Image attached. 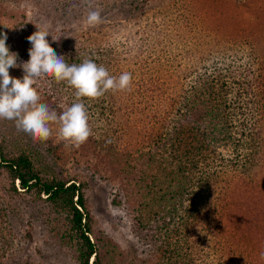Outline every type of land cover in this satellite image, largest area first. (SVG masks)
Wrapping results in <instances>:
<instances>
[{
	"label": "rangeland",
	"instance_id": "obj_1",
	"mask_svg": "<svg viewBox=\"0 0 264 264\" xmlns=\"http://www.w3.org/2000/svg\"><path fill=\"white\" fill-rule=\"evenodd\" d=\"M89 11H98L101 23L89 26ZM0 28L9 51L18 53V67L9 69L14 78L23 77L19 65L30 59L27 37L39 29L49 34L50 46L66 63L95 55L104 58L112 76L134 74L130 88L139 77L156 82L155 93L138 84L144 98L133 104L122 95L115 100L106 95L104 102L115 110L100 98L84 99L92 135L79 146L62 140L56 123L49 125L50 137L39 140L6 119H0V146L7 152H27L43 175L83 185L92 219L90 236L101 264H160L143 235L154 224L161 225L160 198L166 187L162 169L143 167V156L152 150L157 158L162 155L154 134L169 130L172 119L179 118V97L205 68L209 75L230 79V103L239 98L246 107L258 101L264 132V0H0ZM33 87L40 103L57 114L76 102L75 90L66 82L37 78ZM217 151L229 159L232 144ZM227 180L222 175L211 196L213 208L227 221L226 230L208 220L194 225L197 231L203 229L205 242L195 254L204 258L203 264H264V252L257 256L259 244L245 248L232 229L231 212L248 195L230 192L232 186L226 191ZM41 199L13 192L0 171V264H77L66 215ZM204 226H212L217 234L206 239ZM139 227L143 230L137 233ZM178 227L167 222L166 230L173 233ZM260 242L263 249L264 240Z\"/></svg>",
	"mask_w": 264,
	"mask_h": 264
},
{
	"label": "trees",
	"instance_id": "obj_2",
	"mask_svg": "<svg viewBox=\"0 0 264 264\" xmlns=\"http://www.w3.org/2000/svg\"><path fill=\"white\" fill-rule=\"evenodd\" d=\"M77 58L73 57L67 63L79 64L89 58L109 71L102 57L86 55ZM204 70V75H199L194 83H188V90L179 97L176 108L179 118L172 119L169 130L154 134L162 155L157 158L152 150L143 156V167L155 165L163 170L161 178L166 187L160 198L164 204L158 215L161 225H150L152 228L145 230L143 235L152 243V253L154 256L158 254L160 264H201L204 258L195 253L200 252L199 248L205 242L201 235L203 229L197 231V227L208 220L226 230L227 221L213 208L211 197L213 186L222 175L228 179L224 187L228 188L226 191L232 186L230 192L248 195L243 205L231 212L235 219L232 229L238 234L242 246L246 248L256 243L259 244L257 256L264 252V248L260 249V241L264 240V135L258 121L261 107L258 101L245 107L239 103V98L230 103L227 86L230 79L223 75H209L208 69ZM134 82L133 88L119 91V95L106 92L99 98L106 108L115 110L109 102H104L106 95H110L111 100L122 95L127 104H133L134 100L144 98V88L138 84L148 86L146 91L152 89L155 93L158 90L154 80L148 83L139 77ZM229 143L233 155L225 159L217 148ZM0 171L6 173L13 192L34 193L54 212L66 215L68 237L75 247L77 264H101L97 245L90 236L92 219L86 209L83 185L43 175L27 152H7L1 146ZM137 183L140 182L137 180ZM186 198L188 205L184 203ZM167 222L180 227L170 233L166 230ZM204 229L206 239L217 234L212 226H204ZM140 230L143 229L139 227L137 233ZM252 264H258V261Z\"/></svg>",
	"mask_w": 264,
	"mask_h": 264
},
{
	"label": "clouds",
	"instance_id": "obj_3",
	"mask_svg": "<svg viewBox=\"0 0 264 264\" xmlns=\"http://www.w3.org/2000/svg\"><path fill=\"white\" fill-rule=\"evenodd\" d=\"M85 22L89 26L101 23L100 13L89 11ZM47 36V32L38 29L27 37L31 45L28 49L30 59L19 65L23 77L14 78L10 76L9 69L18 67V53L9 51L6 45L8 37L0 33V119L13 121L18 130L39 140H47L51 135L50 123H56L58 136L79 146L92 135L83 100L99 98L109 90H128L133 77L130 72L112 76L103 65L89 58L79 64H68L66 58L58 56L50 46ZM44 77L66 82L75 90L76 102L59 114L40 103V95L33 85L37 78Z\"/></svg>",
	"mask_w": 264,
	"mask_h": 264
}]
</instances>
